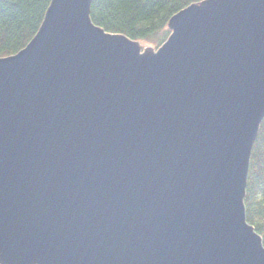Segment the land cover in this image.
I'll return each mask as SVG.
<instances>
[{
    "label": "water",
    "instance_id": "95a60500",
    "mask_svg": "<svg viewBox=\"0 0 264 264\" xmlns=\"http://www.w3.org/2000/svg\"><path fill=\"white\" fill-rule=\"evenodd\" d=\"M92 3L51 0L0 57V264H264V0L191 3L156 49Z\"/></svg>",
    "mask_w": 264,
    "mask_h": 264
},
{
    "label": "trees",
    "instance_id": "16d2710c",
    "mask_svg": "<svg viewBox=\"0 0 264 264\" xmlns=\"http://www.w3.org/2000/svg\"><path fill=\"white\" fill-rule=\"evenodd\" d=\"M201 0H93V21L107 31L149 44L169 36V19ZM51 0H0V57L17 53L38 31ZM246 215L264 241V120L253 146L245 196Z\"/></svg>",
    "mask_w": 264,
    "mask_h": 264
},
{
    "label": "rangeland",
    "instance_id": "374dc122",
    "mask_svg": "<svg viewBox=\"0 0 264 264\" xmlns=\"http://www.w3.org/2000/svg\"><path fill=\"white\" fill-rule=\"evenodd\" d=\"M167 28L169 29V27H168V25H167ZM170 30V29H169ZM168 38V37H167ZM166 38V39H167ZM165 39V40H166ZM164 43V41L162 42V43H156V44H149V43H147V42H144V41H141V44L144 46V47H146V46H151V47H154L155 49L158 47V46H160L161 44H163Z\"/></svg>",
    "mask_w": 264,
    "mask_h": 264
}]
</instances>
